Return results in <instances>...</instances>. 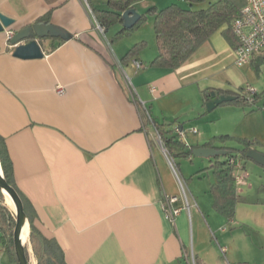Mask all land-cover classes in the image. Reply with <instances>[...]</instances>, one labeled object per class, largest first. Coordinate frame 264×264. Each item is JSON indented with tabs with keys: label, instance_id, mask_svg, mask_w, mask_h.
<instances>
[{
	"label": "crops",
	"instance_id": "0c3cea01",
	"mask_svg": "<svg viewBox=\"0 0 264 264\" xmlns=\"http://www.w3.org/2000/svg\"><path fill=\"white\" fill-rule=\"evenodd\" d=\"M218 1L190 6L185 0H143L134 10L143 15L177 4L199 11ZM88 6L106 10L107 0H89ZM0 14L15 21L0 34V138L15 184L35 212V227L59 244L67 264H191L192 255L202 264H264V167L233 154L238 201L230 222L216 210L211 191L217 161H172L156 128L166 137L183 131L188 147L229 137L216 146L241 149L239 140H245L264 154L259 58L237 67L235 49L221 30L180 68H151L158 56L154 17L131 36L114 40L124 24L101 36L85 0H0ZM47 18L41 23L72 39L41 41V59L14 57L7 32ZM245 89L257 96L255 104L207 111L208 91L235 96ZM177 176L191 212L171 224L162 203L166 196H181ZM0 264H17L1 243Z\"/></svg>",
	"mask_w": 264,
	"mask_h": 264
},
{
	"label": "trees",
	"instance_id": "16d2710c",
	"mask_svg": "<svg viewBox=\"0 0 264 264\" xmlns=\"http://www.w3.org/2000/svg\"><path fill=\"white\" fill-rule=\"evenodd\" d=\"M141 1L143 0H107L106 10L91 8L96 21L107 30L114 25L124 24L123 14L133 10L135 4ZM185 1L192 6L202 4L206 0ZM244 3L245 0H219L214 4H211L208 9L199 11L192 10L191 8H183L177 4H172L162 10L153 8L141 15L139 21L133 28H124L119 32L114 40H120L131 36L146 22L148 17H154L158 56L151 63L150 67L175 70L180 68L201 45L221 30L226 40L234 49H236L237 41L232 32L231 25L238 17ZM47 21L48 18L40 20L39 23ZM145 46V43L135 46L123 58L122 63L124 64L132 57L138 55ZM215 93L219 97L229 95L221 91ZM211 94L210 91L205 93V104L210 101ZM235 96L237 97V100L224 105H246V102L239 96V94H235ZM255 99H257L256 95ZM156 128L168 152V156L172 161L175 159L194 158L193 152L198 148L227 151V156L214 159L217 161L213 167L217 182L212 186L211 191L216 199V210L232 222L238 201L237 183L233 175V168L229 166L228 161L220 162V159L229 158L233 154L238 153L243 159L249 160L247 155L253 149V143L239 140V144L242 146L241 149L217 147V143L231 140L229 137H218L202 146L185 147L182 143L177 141L176 136L166 137L160 127L157 126ZM0 164L5 179L15 188L23 201L25 212L30 224L31 240H37L43 245L44 251L49 255L50 259L48 262L50 264H67L65 254L59 244L55 240L45 238L35 227V212L15 184L13 164L6 143L2 138H0ZM176 169H178V166H176ZM3 200V194L0 190L1 204ZM0 214L11 217L10 211L1 205ZM8 230L10 231V229ZM0 243L3 250L18 264L14 251L13 238L9 232L0 229ZM195 262L196 264H202L197 257H195Z\"/></svg>",
	"mask_w": 264,
	"mask_h": 264
},
{
	"label": "water",
	"instance_id": "95a60500",
	"mask_svg": "<svg viewBox=\"0 0 264 264\" xmlns=\"http://www.w3.org/2000/svg\"><path fill=\"white\" fill-rule=\"evenodd\" d=\"M141 15H139L134 9L123 14L124 28L131 29L139 21ZM15 23L13 19H10L0 14V34L4 33L6 29L11 28ZM61 39L63 41H69L72 36L66 33L64 30L50 24H35L31 27H27L15 34L11 40V45L15 46L13 53L14 57L22 60H34L41 59L44 56L40 42L46 39ZM212 98L207 104L206 109L208 112L215 110L220 105L231 103L237 100L234 95H224L216 97V93H212ZM195 158L202 159H215L217 157L227 156V151H220L217 149L198 148L193 152ZM249 160L254 161L258 165L264 167V154L251 150L247 155ZM0 190L1 192L8 194L16 208V225L13 234L14 251L17 257L18 264H30L27 257V251L25 245L22 243L21 233L24 226L29 223L23 201L15 190L4 177L3 170L0 164ZM30 226V224H29Z\"/></svg>",
	"mask_w": 264,
	"mask_h": 264
},
{
	"label": "built area",
	"instance_id": "2783aa9c",
	"mask_svg": "<svg viewBox=\"0 0 264 264\" xmlns=\"http://www.w3.org/2000/svg\"><path fill=\"white\" fill-rule=\"evenodd\" d=\"M89 11L95 19L92 9L88 6L89 0H85ZM96 21V19H95ZM96 31L101 35L105 36L106 29L102 27L97 21L95 23ZM232 32L237 41V48L235 51V64L237 67L242 68L250 65L253 60L259 58L264 64V0H245L244 6L242 7L238 17L233 21L231 25ZM15 36L12 31L7 32V42L11 43V40ZM15 47V46H14ZM137 70H142L143 65L140 62H135ZM152 93H155V89H151ZM57 93L62 95L64 90L59 88ZM239 96L248 105H253L256 102L255 95L250 89H245L239 92ZM198 131L193 129L191 133L196 134ZM158 135V143L163 149L165 155H168L167 150L162 142L161 137ZM176 138L185 146L186 134L183 131L176 129ZM228 164L233 169L237 166V156L232 155L228 158ZM181 188V196H166L162 203L163 213L167 221L171 224H175L177 218L182 212H191V201L185 191L182 181L177 176ZM221 256L225 257L226 250L220 249ZM191 264H196L195 257L192 255ZM224 264H232L225 261Z\"/></svg>",
	"mask_w": 264,
	"mask_h": 264
},
{
	"label": "rangeland",
	"instance_id": "374dc122",
	"mask_svg": "<svg viewBox=\"0 0 264 264\" xmlns=\"http://www.w3.org/2000/svg\"><path fill=\"white\" fill-rule=\"evenodd\" d=\"M174 161L176 162V159ZM177 171L180 173L179 168L177 169ZM2 194L4 200L2 204L0 203V205L6 207L10 211L11 217L3 216L0 214V229L9 232V234L13 238L14 229L16 225V214H15L16 211L11 207L8 196L3 192ZM8 229H10V231ZM30 234H31V229H30ZM24 245L28 254L30 264H39V263L50 264L48 262L50 259L49 255L44 251V247L43 245L40 244V242H38L37 240L32 241L29 235Z\"/></svg>",
	"mask_w": 264,
	"mask_h": 264
},
{
	"label": "bare ground",
	"instance_id": "6f19581e",
	"mask_svg": "<svg viewBox=\"0 0 264 264\" xmlns=\"http://www.w3.org/2000/svg\"><path fill=\"white\" fill-rule=\"evenodd\" d=\"M8 196V199H9V203L11 205V207L16 211V208H15V205H14V202L12 200V198L6 194ZM30 235V228H29V225L28 223L24 226V228L22 229V233H21V239H22V243H26L28 237Z\"/></svg>",
	"mask_w": 264,
	"mask_h": 264
}]
</instances>
